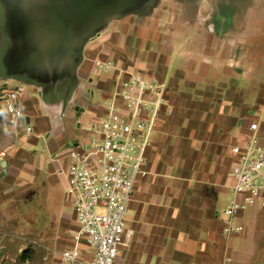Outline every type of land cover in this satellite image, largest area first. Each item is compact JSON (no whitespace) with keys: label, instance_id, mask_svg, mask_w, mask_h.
<instances>
[{"label":"crops","instance_id":"1","mask_svg":"<svg viewBox=\"0 0 264 264\" xmlns=\"http://www.w3.org/2000/svg\"><path fill=\"white\" fill-rule=\"evenodd\" d=\"M23 2L0 0V152L6 150L0 234L4 222L14 225L10 236L24 233L21 203L41 186L62 182L66 191L69 148L86 136L80 123L106 111L102 99L116 84L115 71H98L96 61L113 60L162 83L166 99L147 150V173L135 182L119 264H264V207L248 206L235 220L243 229L223 232L233 147L253 136L264 145L263 22L248 21L250 11L243 9L235 11L232 27H201L180 17L175 1L147 0L110 14L86 38L74 66L41 77L21 69L13 54ZM257 4L264 7V0ZM16 89L25 117L11 123L4 96ZM25 123L33 127L30 135ZM66 201L62 227L37 234L54 242L37 243L32 256L11 264H51L72 245L78 223L67 195ZM81 245L93 252L84 240Z\"/></svg>","mask_w":264,"mask_h":264},{"label":"built area","instance_id":"2","mask_svg":"<svg viewBox=\"0 0 264 264\" xmlns=\"http://www.w3.org/2000/svg\"><path fill=\"white\" fill-rule=\"evenodd\" d=\"M96 69L115 71L116 84L111 95L102 99L106 111L80 123L86 136L69 148L66 195L78 228L71 232L72 245L51 264H119L121 248L127 245L126 221L135 182L147 173V150L166 101L165 86L141 72L113 60L96 61ZM20 90L4 96L11 123L25 117L18 105ZM257 126L251 124L252 129ZM24 132L30 135L33 127L25 123ZM233 152L231 198L223 211L226 236L243 229L235 222L241 211L254 204L264 207V145L253 136L234 146ZM5 154L1 151L0 159ZM83 240L92 253L82 247Z\"/></svg>","mask_w":264,"mask_h":264},{"label":"water","instance_id":"3","mask_svg":"<svg viewBox=\"0 0 264 264\" xmlns=\"http://www.w3.org/2000/svg\"><path fill=\"white\" fill-rule=\"evenodd\" d=\"M60 1L61 5L55 3L50 11H41L35 8L38 0H24L17 15L21 20L14 28L17 45L13 54L21 57L20 68L30 69L34 75L59 72L70 63L74 66L86 38L96 33L110 14L138 9L147 0Z\"/></svg>","mask_w":264,"mask_h":264},{"label":"rangeland","instance_id":"4","mask_svg":"<svg viewBox=\"0 0 264 264\" xmlns=\"http://www.w3.org/2000/svg\"><path fill=\"white\" fill-rule=\"evenodd\" d=\"M173 1L176 2L177 7L179 6L177 13L180 17L194 25L200 21L201 27L213 23H220L221 27L229 25L232 27L235 11L242 12L243 9L250 11L248 21L254 23L261 21L264 24V7L257 4V1L261 0H168L170 3ZM68 208L62 182L54 186L50 184L41 186L29 200L21 203L19 222L25 229L22 235L10 236L9 230L13 224L4 222L5 233L0 234V264H11L12 258L32 256V253L39 248L37 243L51 245L53 239L43 238L37 234L45 235L59 230L70 211ZM19 222L15 224L17 228L20 227Z\"/></svg>","mask_w":264,"mask_h":264},{"label":"flooded vegetation","instance_id":"5","mask_svg":"<svg viewBox=\"0 0 264 264\" xmlns=\"http://www.w3.org/2000/svg\"><path fill=\"white\" fill-rule=\"evenodd\" d=\"M38 3L40 5V10L41 11H47V10H51L53 7L59 6L61 5L62 1L60 0H38ZM56 3V6H55Z\"/></svg>","mask_w":264,"mask_h":264}]
</instances>
